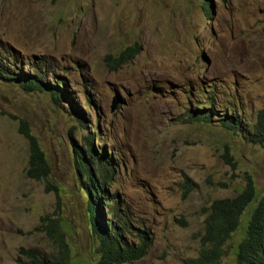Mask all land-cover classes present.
<instances>
[{"label": "rangeland", "instance_id": "1", "mask_svg": "<svg viewBox=\"0 0 264 264\" xmlns=\"http://www.w3.org/2000/svg\"><path fill=\"white\" fill-rule=\"evenodd\" d=\"M209 2L207 15L202 0H0V58L13 51L24 72L34 65L43 81H63L90 132L98 119L101 142L96 135L93 146L115 166L104 189L150 240L128 264H186L199 254L214 199L236 196L249 177L264 192V147L226 130L216 115L186 120L213 102L252 122L264 105V0ZM127 46L139 50L120 66L107 63ZM19 119L45 153L52 186L25 174ZM77 119L65 100L0 78V264H34L22 248L44 259L58 254L42 216L61 223L73 264H92L97 242L72 152L88 130ZM224 146L233 165L221 158ZM239 236L220 264L233 263Z\"/></svg>", "mask_w": 264, "mask_h": 264}, {"label": "trees", "instance_id": "2", "mask_svg": "<svg viewBox=\"0 0 264 264\" xmlns=\"http://www.w3.org/2000/svg\"><path fill=\"white\" fill-rule=\"evenodd\" d=\"M203 7L207 13L210 12V3L204 2ZM138 49V46H128L115 57L107 54L105 60L107 63L115 62L119 66L127 60L130 53L136 54ZM28 71L33 74L23 71V67L16 62L13 51H6L4 57L0 58L2 80L16 83L27 92L49 93L56 102L65 99L72 104L69 98L71 92L63 81H55L53 84L43 81L41 70L34 65L30 66ZM72 107L78 112L80 125L88 129L89 121L82 110L76 103H73ZM213 115L217 116L216 120L226 130L234 132L246 142L264 147V105L257 110L252 122L246 121L243 114L235 108L225 107L217 110L213 107V102L190 111L186 114V120L207 123ZM8 116L16 119L14 115ZM92 129L94 133L99 134L98 126ZM18 133L28 144L26 176L34 180H44L48 186H52L48 182L50 166L45 153L24 119L18 120ZM93 139V133L88 132L82 137L83 147L76 148L73 144L72 148L79 173L83 177L80 189L87 197L88 226L97 242L92 264H128L146 254L150 240L146 232L134 229L129 214L124 211L121 202L117 201L119 197L115 194L110 197L105 191V184L110 182L115 166L103 148L102 152L95 149ZM221 158L231 165L234 164L227 147ZM41 221H46L47 225L41 223L40 226L57 243L58 254L44 259L39 258L36 249L22 248V252L30 257L34 264H73L68 259V247L59 220L42 216ZM236 232H240V236L233 247L232 264H264V192L258 194L250 177L246 187L236 196L214 199L210 203L204 219L203 233L199 238V254L196 258L187 260L186 264H220L226 244ZM133 235L136 236V241L130 238Z\"/></svg>", "mask_w": 264, "mask_h": 264}, {"label": "clouds", "instance_id": "3", "mask_svg": "<svg viewBox=\"0 0 264 264\" xmlns=\"http://www.w3.org/2000/svg\"><path fill=\"white\" fill-rule=\"evenodd\" d=\"M204 2H206V3H210L209 0H202V7H203V3H204ZM203 8H204V7H203ZM204 9H205V8H204ZM210 12H211V4H210ZM210 12L207 13L206 10H205V13H206L207 15L210 14ZM127 47H128V46H127ZM138 47H139V46H138ZM123 50H124V49H123ZM138 50H139V49H138ZM121 51H122V50H121ZM121 51H120V52H121ZM120 52H119V53H120ZM137 52H138V51H137ZM130 55H131V53H130L129 56L127 57V60L130 59V58L133 56V55H131V56H130ZM134 55H135V54H134ZM112 56H113V55H112ZM127 60H126L124 63H126ZM110 62H111V61H110ZM113 63H114V65H116L115 62H113ZM124 63H122V64H124ZM122 64H121V65H122ZM119 66H120V65H119ZM65 86L67 87V85H65ZM67 89H68V88H67ZM68 90H69V89H68ZM69 92H71V91L69 90ZM72 94H73V93L71 92V95L69 96V98L72 100V104H73V103H76V104L78 105V107L81 109L79 103L73 98ZM62 100H65V99H61L60 101H62ZM65 101H66L67 104L69 105V107H70V109L72 110V112H73L75 115H77L78 118H79V115L77 114L78 112L75 111V110L73 109L72 104L69 103L67 100H65ZM87 106L89 107V105H87ZM81 110H82V109H81ZM82 112H83V114L85 115V113H84L83 110H82ZM79 114H80V113H79ZM84 115H83V116H84ZM95 115H96V114H95ZM81 116H82V115H81ZM85 117H86V116H85ZM86 119L88 120V118H86ZM88 121H89V120H88ZM77 122H78V119H77ZM97 122H98V119H96V125H95V127L98 126V125H97ZM78 123H79V122H78ZM88 123H89V122H88ZM79 125H80V123H79ZM80 126H81V125H80ZM88 127H89V126H88ZM95 127L91 126V130L93 131L92 128H95ZM87 130H88V129H87ZM88 132H90V131L88 130ZM90 133H92V132H90ZM98 133H99V134H97L96 132H95V133L93 132L94 139H96V135H97V136H98V137H97L98 141L101 142V141H100L99 127H98ZM95 134H96V135H95ZM34 136H35V135H34ZM35 137H36V136H35ZM36 139H37V138H36ZM94 139H93V140H94ZM101 149H102V148H101ZM97 151H99V150H97ZM104 151H105V150H104ZM99 152H101V151H99ZM107 157H108V156H107Z\"/></svg>", "mask_w": 264, "mask_h": 264}, {"label": "water", "instance_id": "4", "mask_svg": "<svg viewBox=\"0 0 264 264\" xmlns=\"http://www.w3.org/2000/svg\"><path fill=\"white\" fill-rule=\"evenodd\" d=\"M115 106V105H114ZM113 109V108H112Z\"/></svg>", "mask_w": 264, "mask_h": 264}]
</instances>
